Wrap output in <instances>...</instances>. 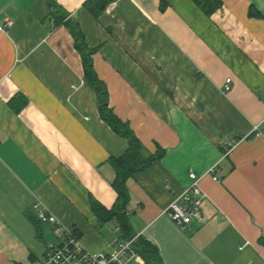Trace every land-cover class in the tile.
I'll list each match as a JSON object with an SVG mask.
<instances>
[{"label": "crops", "instance_id": "obj_1", "mask_svg": "<svg viewBox=\"0 0 264 264\" xmlns=\"http://www.w3.org/2000/svg\"><path fill=\"white\" fill-rule=\"evenodd\" d=\"M85 1L57 0L113 113L147 152L162 150L126 180L136 235L163 264H264V0H221L209 15L192 0H111L97 17ZM46 14L45 0H0V264H43L56 237L36 201L92 253L121 241L90 200L113 205L109 160L128 142L100 117L69 30ZM190 171L204 222L180 226L164 209Z\"/></svg>", "mask_w": 264, "mask_h": 264}, {"label": "trees", "instance_id": "obj_2", "mask_svg": "<svg viewBox=\"0 0 264 264\" xmlns=\"http://www.w3.org/2000/svg\"><path fill=\"white\" fill-rule=\"evenodd\" d=\"M205 14L209 15L221 6V0H192ZM46 17L55 26L64 25L69 30L74 39V47L81 56L84 70L85 81L94 89L97 95V104L100 117L118 135L126 138L127 149L118 157H111L110 163L115 171L113 182L116 191V199L110 208L101 205L95 199L90 200V206L98 220L106 222L116 219L120 240L134 238L133 248L146 264H163L157 247L136 235L128 219L126 207L129 194L126 187V180L138 171L148 167L161 155L162 150L158 149L155 153L146 151L140 140L127 122L118 118L109 107L108 93L104 83L98 78L92 65L91 55L93 50L88 48L85 43L83 33L77 22L70 19L69 13L57 2V0H45ZM111 0H86L84 7L93 15H100ZM258 242L264 246V239L259 238Z\"/></svg>", "mask_w": 264, "mask_h": 264}, {"label": "built area", "instance_id": "obj_3", "mask_svg": "<svg viewBox=\"0 0 264 264\" xmlns=\"http://www.w3.org/2000/svg\"><path fill=\"white\" fill-rule=\"evenodd\" d=\"M0 26V30H1ZM230 79H226L224 90H229ZM215 167L210 168L214 173ZM191 183L183 189L166 206L164 213L176 224L185 226L193 221L203 223L204 217L201 210L203 193L199 187V176L189 172ZM212 178L218 177L212 174ZM36 218L41 223L53 225L55 241L46 245L43 264H146L144 261L136 263L137 252L133 248L134 238L121 240L114 250L109 253H92L82 243L79 232L72 227L66 226L56 215L49 211L40 201L33 204Z\"/></svg>", "mask_w": 264, "mask_h": 264}]
</instances>
